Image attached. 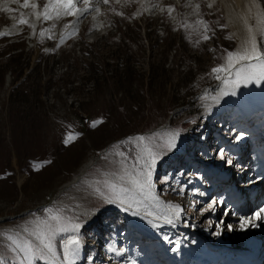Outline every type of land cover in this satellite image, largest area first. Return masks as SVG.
Listing matches in <instances>:
<instances>
[{
    "label": "rangeland",
    "instance_id": "obj_1",
    "mask_svg": "<svg viewBox=\"0 0 264 264\" xmlns=\"http://www.w3.org/2000/svg\"><path fill=\"white\" fill-rule=\"evenodd\" d=\"M27 3L37 7L0 0V264H22L21 247L36 240L32 233L49 208L81 224L89 257L100 264H140L150 255L135 223L145 220L149 228L140 212L155 210L147 203L153 197L164 207L158 193L187 223L210 234L218 226L227 231L222 208L207 192L208 166L235 174L237 158L224 140L244 143L241 124L262 126L264 81L229 85L235 95L220 94L224 86L211 69L238 46L218 0H73L87 11L48 20L37 14L50 0ZM258 40L264 45L259 32ZM138 135L159 153L157 191L150 184L146 190L151 180L143 146L133 140ZM107 205L131 220L110 216ZM69 235L75 233L52 237L59 258ZM48 257L25 262L50 264Z\"/></svg>",
    "mask_w": 264,
    "mask_h": 264
},
{
    "label": "snow or ice",
    "instance_id": "obj_2",
    "mask_svg": "<svg viewBox=\"0 0 264 264\" xmlns=\"http://www.w3.org/2000/svg\"><path fill=\"white\" fill-rule=\"evenodd\" d=\"M87 3V0H85ZM104 4H108L109 0H103ZM25 7L36 8V4L29 5L27 0H25ZM211 7V4L209 5ZM7 10V9H6ZM86 12L87 8L77 9L76 4L73 3V0H50V3L44 5V11L42 13L37 14V18L39 19L41 16L44 20H48L53 18V13L55 14V18L59 19L61 14L65 16H71L77 12ZM96 11L99 12V8H96ZM171 11V9H169ZM20 23H25L24 20H21ZM202 23V22H200ZM259 23V35L264 37V15L258 17ZM248 38L241 44L240 48L235 51H227L226 56L224 57L225 63L218 67H214L211 69V73L214 78L221 82L224 87H221L220 94L221 95H235V91H227V87L229 85H234L236 87L239 86V83H250L253 81L259 82L264 81V50H261L264 45L258 46L256 37L252 34V29H248ZM43 35V33H41ZM205 40H208L209 37L207 35L204 36ZM227 73L225 76H221L220 73ZM203 98V97H202ZM218 97H214L217 99ZM101 123V121H96L93 123V127L97 124ZM145 137L138 136L136 137L137 141H144ZM237 140L240 139L239 136L236 137ZM72 137H66L64 139V143L67 145L71 142ZM167 147L170 149L173 147L172 143L169 142ZM144 152V156L141 159H144V167L148 169V174L150 175L151 168L156 163V158L159 153L149 149L148 147H144L142 149ZM223 159L224 156L221 155ZM231 163V161H228ZM132 183L141 191H143L144 183L139 179H135ZM115 191V186H112ZM121 192H126L127 189H120ZM121 204H127L130 208L132 207V203L127 199L121 198L119 195L116 197ZM138 203V202H137ZM213 205L210 204L209 208ZM207 210V209H206ZM45 212L49 213V217L45 221H41L40 223L43 225L38 228V230L32 233L36 240L38 241L37 245H34L31 242L26 241L24 245L21 247V251L25 254V259H29L30 257H39L43 258L44 252L46 251L49 254H53V244L52 237L57 235L58 233H79L81 229V224L74 220L65 221V219L60 215H51L53 212L52 209H45ZM174 211L178 212L179 209H174ZM264 218V208H260L252 218H241V227L245 224H250L251 219H262ZM27 231V229H25ZM9 239H11L9 237ZM79 240L77 236L69 235L66 239L62 240V248H63V258L65 264H71L74 260L75 256L78 254Z\"/></svg>",
    "mask_w": 264,
    "mask_h": 264
},
{
    "label": "bare ground",
    "instance_id": "obj_3",
    "mask_svg": "<svg viewBox=\"0 0 264 264\" xmlns=\"http://www.w3.org/2000/svg\"><path fill=\"white\" fill-rule=\"evenodd\" d=\"M79 0H77L78 3ZM214 3V2H213ZM219 11L223 15L226 24L229 27V30L233 33L235 36V42L237 43V48H240L241 44L248 38V29H252V34L256 37L257 44L260 46V42L258 40V29H259V23H258V17H260L264 13L263 6L261 7L259 5L258 0H218ZM137 135V134H136ZM140 136V135H138ZM133 137V140L135 143L139 144V146H143L144 148L146 145L140 141L136 140V137ZM141 148V147H140ZM88 164H85V167ZM21 181V180H19ZM149 192V186L147 187ZM149 200V198L147 197ZM154 200V197L153 199ZM152 200H149L147 203L148 205H151L152 207H155V210L146 211V217L150 222L149 230H159L163 226H167V219L173 220V217L171 215L170 209L165 208V215L168 217L162 218L160 214V203H152ZM157 201V200H156ZM126 205V204H125ZM162 206V204H161ZM163 207V206H162ZM131 211L132 207H130ZM164 208V207H163ZM175 222V220H174ZM151 233V232H150ZM183 248L175 249V255L178 254ZM55 259L54 263L60 264V262L56 261ZM71 264H74V261L71 262Z\"/></svg>",
    "mask_w": 264,
    "mask_h": 264
},
{
    "label": "trees",
    "instance_id": "obj_4",
    "mask_svg": "<svg viewBox=\"0 0 264 264\" xmlns=\"http://www.w3.org/2000/svg\"><path fill=\"white\" fill-rule=\"evenodd\" d=\"M110 216L120 217L117 212L115 211H108Z\"/></svg>",
    "mask_w": 264,
    "mask_h": 264
}]
</instances>
